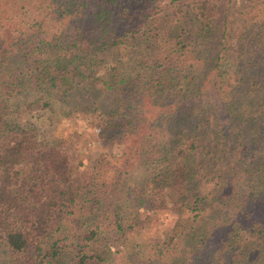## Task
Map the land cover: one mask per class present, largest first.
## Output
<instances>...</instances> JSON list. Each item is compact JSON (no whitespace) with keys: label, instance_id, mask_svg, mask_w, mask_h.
<instances>
[{"label":"trees","instance_id":"obj_1","mask_svg":"<svg viewBox=\"0 0 264 264\" xmlns=\"http://www.w3.org/2000/svg\"><path fill=\"white\" fill-rule=\"evenodd\" d=\"M229 2L0 0V264H264V0Z\"/></svg>","mask_w":264,"mask_h":264},{"label":"rangeland","instance_id":"obj_2","mask_svg":"<svg viewBox=\"0 0 264 264\" xmlns=\"http://www.w3.org/2000/svg\"><path fill=\"white\" fill-rule=\"evenodd\" d=\"M244 4H245V0H230L227 10H228V12H232V14H233L232 18L237 17L238 9L240 7H242ZM77 90L78 89H75L74 92L68 93V95L63 99V102L66 105L67 109H68V107L72 108V109H75L77 107L79 110L80 108L85 106L87 103H90L94 100H96V102L98 103V97L93 92L89 91L88 94H85L83 92L84 90H78V91ZM75 91H77V92H75ZM26 92H28V91H26ZM24 95H26V93H24ZM24 95H21V96H24ZM20 98H22V97H20ZM21 101L22 100H19L18 103H20ZM50 114H51V112L49 113V115ZM72 116L73 117L75 116L78 120V121H74V120L71 121L72 123H71L70 127L72 130H76V129L80 130L81 128L85 129V126L90 125L91 121H94V119H95L93 114L85 113L83 111H81L80 113H76ZM51 117H52V122L54 124H56L57 120H56V116L54 115V113L51 115ZM67 123L68 122H66V121L60 122L58 130L59 131L64 130V128L66 129ZM82 141H83V137H81L79 140H73V144H75L76 146H79L82 143ZM96 150H97V146L94 147L93 144H89L88 146L83 148V151L86 153L96 152ZM164 219H165V216L163 214H158V215L153 216V220L150 222L149 225L146 226V234L147 235H153L154 234V235H158V236L167 235L168 234V227L171 226V224L168 222L165 223L164 228H160V226L158 224L160 222V220H164ZM168 221H170V219H168ZM136 239H140V236L136 237ZM118 262H119L118 260L113 261L114 264H117Z\"/></svg>","mask_w":264,"mask_h":264}]
</instances>
